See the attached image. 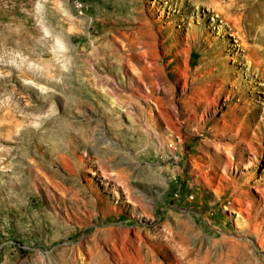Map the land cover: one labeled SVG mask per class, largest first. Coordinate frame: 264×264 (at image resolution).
Segmentation results:
<instances>
[{
	"label": "rangeland",
	"instance_id": "1",
	"mask_svg": "<svg viewBox=\"0 0 264 264\" xmlns=\"http://www.w3.org/2000/svg\"><path fill=\"white\" fill-rule=\"evenodd\" d=\"M208 3L0 0V264H264V66Z\"/></svg>",
	"mask_w": 264,
	"mask_h": 264
},
{
	"label": "bare ground",
	"instance_id": "2",
	"mask_svg": "<svg viewBox=\"0 0 264 264\" xmlns=\"http://www.w3.org/2000/svg\"><path fill=\"white\" fill-rule=\"evenodd\" d=\"M194 1L199 2V0ZM208 2L209 6L214 5L220 13L224 14L227 22L230 23L229 20L233 21V26L237 28V31L234 33L242 41H238V46H244L249 49L253 56L252 62L264 66V27L260 24L261 21L259 18L251 23L248 11L235 13L233 11L234 7L239 5L237 0H229V3L226 5L218 3L217 0H208ZM177 43H181V41H178ZM135 90L143 99H148L151 96L142 88L140 83H135ZM159 113L165 121H167L166 118L169 116V113L161 110ZM248 133L249 130L244 131L242 142L247 144L249 149L253 150L255 147V141L253 139H248ZM219 259H222V257Z\"/></svg>",
	"mask_w": 264,
	"mask_h": 264
}]
</instances>
